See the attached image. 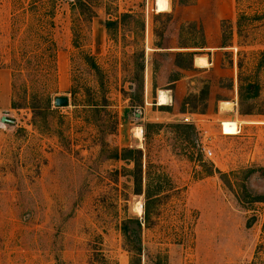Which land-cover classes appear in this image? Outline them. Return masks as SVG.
Here are the masks:
<instances>
[{"label":"rangeland","instance_id":"obj_1","mask_svg":"<svg viewBox=\"0 0 264 264\" xmlns=\"http://www.w3.org/2000/svg\"><path fill=\"white\" fill-rule=\"evenodd\" d=\"M83 1L0 0V264H130L134 217L140 264H264V0ZM202 34L206 67L179 69Z\"/></svg>","mask_w":264,"mask_h":264},{"label":"trees","instance_id":"obj_2","mask_svg":"<svg viewBox=\"0 0 264 264\" xmlns=\"http://www.w3.org/2000/svg\"><path fill=\"white\" fill-rule=\"evenodd\" d=\"M182 2H180V5L182 6H188L190 5V1H194V0H181ZM78 7H80V11L83 8H86L85 5V1L83 0H77ZM263 18H261L260 16L257 17L256 21H262L264 20V16H262ZM245 19V17H240V19ZM122 19L124 20H130V21H134V17L131 16L130 14H125L122 16ZM240 22V21H239ZM119 25L118 21H109L106 23V28L109 29H114ZM241 26V24H240ZM238 25V27H240ZM241 34V31H239ZM240 34H238L240 37ZM201 38L202 40V44L201 45H195L194 47H188V48H181V49H193V52H178L175 55V65L182 70H192L194 68L193 66V61L195 57H200L202 55V51L206 50L207 47H205L204 45V35L202 34ZM232 39H233V27H232V23L230 21H222L220 23V49H228L230 47H232ZM158 49H161L160 46L158 45ZM136 58L140 59L139 63H136V67L138 70H143L144 68V50L140 51V54L138 56H136ZM90 65L92 66V68L94 70H98V67L94 64V63H90ZM258 67L260 69H262L264 67V50L261 52V58L259 60V64ZM238 68L241 69L240 65L238 66ZM173 82V81H172ZM228 87V86H227ZM229 87H232V83L231 85H229ZM259 94V86L258 84L255 83H251V82H245L242 78L241 75L238 76V98L240 101V105L243 103H248L249 100L255 99L258 97ZM209 95V86L207 84H204L202 89L200 90L199 94L197 96H190L187 97L186 99H184L183 101V105H188L189 102H195L196 100H200L203 103L206 102L207 98ZM245 115H250V112H245ZM130 152V151H129ZM134 165H135V169L133 171V179H134V186H135V194L136 195H142V173H141V166L140 163L138 161H134ZM264 171V170H262ZM148 200L145 203V208H144V222H146L147 217H148V201L150 199V195H147ZM261 198H258L256 200H254V202L256 201H261L259 200ZM142 224L143 222H141L138 218H128L125 219L122 222V226H121V232L126 244V247L128 248L129 252H131L132 254H134V256H132L131 258V262L130 264H140V255L142 253V246H141V241H140V231L142 228ZM102 262L103 264H108L107 261L102 258Z\"/></svg>","mask_w":264,"mask_h":264},{"label":"bare ground","instance_id":"obj_3","mask_svg":"<svg viewBox=\"0 0 264 264\" xmlns=\"http://www.w3.org/2000/svg\"><path fill=\"white\" fill-rule=\"evenodd\" d=\"M155 8L157 13H165L168 12L169 5L167 0H155ZM194 65L198 68H205L207 63L205 58L203 57H196L194 60ZM158 105L159 106H166L168 104V97L166 96V93L163 91L159 92V97H158ZM171 101V100H170ZM223 104V103H222ZM225 105H230L229 103H224ZM141 130L137 131L138 138L140 137ZM138 207V206H137ZM138 212H140V207L137 208Z\"/></svg>","mask_w":264,"mask_h":264},{"label":"water","instance_id":"obj_4","mask_svg":"<svg viewBox=\"0 0 264 264\" xmlns=\"http://www.w3.org/2000/svg\"><path fill=\"white\" fill-rule=\"evenodd\" d=\"M69 105V101L68 98L66 97H58L54 99V106L56 108H64V107H68Z\"/></svg>","mask_w":264,"mask_h":264},{"label":"crops","instance_id":"obj_5","mask_svg":"<svg viewBox=\"0 0 264 264\" xmlns=\"http://www.w3.org/2000/svg\"><path fill=\"white\" fill-rule=\"evenodd\" d=\"M163 51V50H162ZM196 58V57H195ZM195 58H194V60H195ZM173 65V69L175 70V71H181V70H179L178 68H176L175 66H174V63L172 64ZM193 66L194 67H196L195 65H194V61H193ZM165 71V66H162L161 67V71H160V73L161 72H164ZM189 71V70H188ZM182 72V71H181ZM176 88H177V86H176Z\"/></svg>","mask_w":264,"mask_h":264},{"label":"built area","instance_id":"obj_6","mask_svg":"<svg viewBox=\"0 0 264 264\" xmlns=\"http://www.w3.org/2000/svg\"><path fill=\"white\" fill-rule=\"evenodd\" d=\"M206 155H207L208 157H211V156H212V153H211L210 151H207V152H206Z\"/></svg>","mask_w":264,"mask_h":264}]
</instances>
